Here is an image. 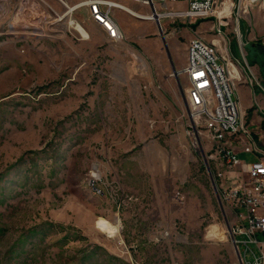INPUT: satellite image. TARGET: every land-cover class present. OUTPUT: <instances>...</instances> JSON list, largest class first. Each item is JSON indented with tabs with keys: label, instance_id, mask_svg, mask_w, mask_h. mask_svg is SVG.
<instances>
[{
	"label": "rangeland",
	"instance_id": "rangeland-1",
	"mask_svg": "<svg viewBox=\"0 0 264 264\" xmlns=\"http://www.w3.org/2000/svg\"><path fill=\"white\" fill-rule=\"evenodd\" d=\"M34 1L45 32L25 36L8 29L31 0H0V264H239L219 197L231 181L210 174L177 72L195 36L221 41L240 103L249 78L264 98V0H218L217 16L160 13V28L112 7L120 43L88 0ZM105 1L152 12L144 0ZM99 218L118 222V236L101 232Z\"/></svg>",
	"mask_w": 264,
	"mask_h": 264
},
{
	"label": "built area",
	"instance_id": "built-area-1",
	"mask_svg": "<svg viewBox=\"0 0 264 264\" xmlns=\"http://www.w3.org/2000/svg\"><path fill=\"white\" fill-rule=\"evenodd\" d=\"M171 2H185L187 8L169 11L167 6ZM144 3L152 12L162 8L170 17L198 18L213 14L218 0H144ZM85 5L91 18L105 29L108 38L120 43L123 36L105 0H88ZM227 62L214 42L197 35L188 42L184 66L177 73L186 78V100L195 129L204 137L209 148L208 159L216 167L212 172L208 166L210 174L214 180H222L228 173L231 181L229 186L219 188V197L230 209L232 224L228 233L239 256V264H264V146L256 144L244 122ZM249 82L252 85L251 78ZM239 136L246 139L243 151L254 156L253 161L244 163L234 151L231 141ZM236 172L239 175L232 177L231 174ZM241 247H244V253Z\"/></svg>",
	"mask_w": 264,
	"mask_h": 264
},
{
	"label": "bare ground",
	"instance_id": "bare-ground-1",
	"mask_svg": "<svg viewBox=\"0 0 264 264\" xmlns=\"http://www.w3.org/2000/svg\"><path fill=\"white\" fill-rule=\"evenodd\" d=\"M105 4L111 8L115 7L117 9L126 11L127 13H129L133 16H136V17L141 18V19H146V20H150V19L157 20V14L164 13V12H160L158 10L157 12H151V14H142V13H139V12L129 8L125 4L118 3L116 1H105ZM64 5H66L68 7V11L66 14H70L71 11L73 10V8L70 7L65 2H64ZM42 9L43 8H41V6L37 2H35L34 0H31L30 4L26 3L25 5H23L19 14H18L17 20L8 29V33L9 34H15V35H25V36L43 35L45 32L44 21L45 20L47 21L48 18L45 15L43 16ZM213 13L215 14V15L213 14L214 16H217L216 15V9L213 11ZM42 18H44V21L42 20ZM157 23H158V26L160 28V25L162 22H160V20H157ZM70 26L72 28H74L80 36H81V34H80L79 30H77L78 26L84 28L87 31V29L80 22H77L72 17L70 20ZM30 28H32V29H30ZM119 29H120V27H119ZM236 30L239 31L238 28ZM87 33L89 35L88 31H87ZM120 34L122 35L121 29H120ZM88 39H90V35H89ZM88 39H84V40H88ZM214 44L217 46L218 50L221 52V56H223L225 59H227L228 48L225 47L221 41L214 43ZM133 53H135V52H133ZM136 55H138V54H136ZM140 59L143 62V66L138 67V61L134 60V61H136L135 65H134V69H135L136 73L139 75H143V73L147 74V65L141 57H140ZM230 62L231 61H228V65ZM140 69H142L143 72ZM93 176L96 177V174L93 173ZM97 226L101 232H103V233H105L111 237H116L120 233V225L118 224V222H117V224H113L104 218H99L97 221Z\"/></svg>",
	"mask_w": 264,
	"mask_h": 264
},
{
	"label": "crops",
	"instance_id": "crops-1",
	"mask_svg": "<svg viewBox=\"0 0 264 264\" xmlns=\"http://www.w3.org/2000/svg\"><path fill=\"white\" fill-rule=\"evenodd\" d=\"M162 15L166 16L167 13H163ZM157 20H160V22H162L163 18L161 17V15L158 14ZM83 41H86V40H83ZM140 66L142 67L143 64ZM232 69L237 70L238 74H239V70L234 63H231L230 66H228V72L231 78L234 79V77H232L231 75ZM248 69L251 71L249 66H248ZM237 91L239 93L246 92L250 96L249 99H246L245 102L241 103V107H242L244 115H246L247 112L250 113L251 115L250 119L248 122H246L247 128L251 132V135L254 141L256 142V144L259 145L260 147H263L264 146V98H262V96L258 98L257 91L255 90L253 85H251L250 87L248 84H241L238 87ZM253 99H255L257 104L253 103L254 102ZM245 140L246 139L243 136H239L231 141L234 151L244 163L251 162L254 160V156L243 151V143L245 142Z\"/></svg>",
	"mask_w": 264,
	"mask_h": 264
},
{
	"label": "water",
	"instance_id": "water-1",
	"mask_svg": "<svg viewBox=\"0 0 264 264\" xmlns=\"http://www.w3.org/2000/svg\"><path fill=\"white\" fill-rule=\"evenodd\" d=\"M245 47L249 50V56H248V59H250V56H253L255 54V51L254 49L252 48V46L249 44V43H246L245 44ZM213 185L215 186V189H216V185L214 183V180H213Z\"/></svg>",
	"mask_w": 264,
	"mask_h": 264
}]
</instances>
